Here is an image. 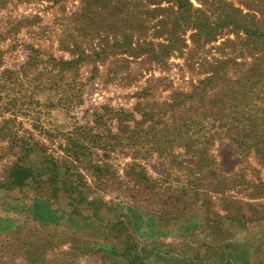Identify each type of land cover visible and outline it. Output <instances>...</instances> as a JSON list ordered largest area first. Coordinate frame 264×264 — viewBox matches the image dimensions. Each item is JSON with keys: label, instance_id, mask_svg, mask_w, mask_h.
Masks as SVG:
<instances>
[{"label": "rangeland", "instance_id": "obj_1", "mask_svg": "<svg viewBox=\"0 0 264 264\" xmlns=\"http://www.w3.org/2000/svg\"><path fill=\"white\" fill-rule=\"evenodd\" d=\"M0 264H264V0H0Z\"/></svg>", "mask_w": 264, "mask_h": 264}, {"label": "trees", "instance_id": "obj_2", "mask_svg": "<svg viewBox=\"0 0 264 264\" xmlns=\"http://www.w3.org/2000/svg\"><path fill=\"white\" fill-rule=\"evenodd\" d=\"M28 176V174H25L24 176H22V178H20L18 181H17V184L20 185L22 184V181L25 180V178Z\"/></svg>", "mask_w": 264, "mask_h": 264}]
</instances>
